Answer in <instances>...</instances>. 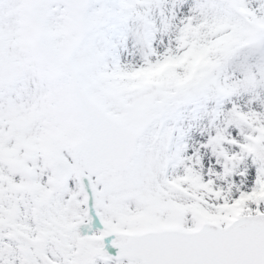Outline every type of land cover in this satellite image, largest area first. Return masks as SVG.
Masks as SVG:
<instances>
[{
  "label": "snow or ice",
  "instance_id": "obj_1",
  "mask_svg": "<svg viewBox=\"0 0 264 264\" xmlns=\"http://www.w3.org/2000/svg\"><path fill=\"white\" fill-rule=\"evenodd\" d=\"M0 264H264V0H0Z\"/></svg>",
  "mask_w": 264,
  "mask_h": 264
}]
</instances>
